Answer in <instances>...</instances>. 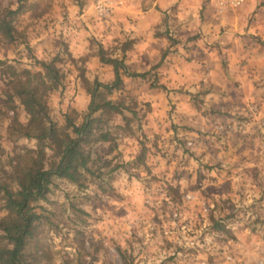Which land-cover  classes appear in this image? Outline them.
<instances>
[{
    "label": "rangeland",
    "instance_id": "1",
    "mask_svg": "<svg viewBox=\"0 0 264 264\" xmlns=\"http://www.w3.org/2000/svg\"><path fill=\"white\" fill-rule=\"evenodd\" d=\"M126 1L0 0L15 33H0V59L13 66L0 65L1 182L37 148L23 135L30 116L13 80L44 81L38 74L52 64L60 84L45 98L60 126L68 115L81 124L92 100L119 107L92 115L84 185L55 178L33 203L44 217L35 244L50 256L42 264H264V0L223 13L201 0L224 17L260 3L243 21L217 23L216 39L199 32L180 42L173 35L192 21L177 7L157 23L145 13L159 10L154 0ZM149 31L167 40L154 56L140 53ZM102 52L145 76L99 86L115 79ZM3 206L0 195V219Z\"/></svg>",
    "mask_w": 264,
    "mask_h": 264
},
{
    "label": "trees",
    "instance_id": "2",
    "mask_svg": "<svg viewBox=\"0 0 264 264\" xmlns=\"http://www.w3.org/2000/svg\"><path fill=\"white\" fill-rule=\"evenodd\" d=\"M10 10L9 15L18 13ZM0 33L6 39L14 40L15 33L11 21L0 19ZM102 61L114 67L115 79L111 84H99L109 90L119 89L123 76L144 77L143 73L129 72L124 59L108 58L102 52ZM0 65L6 67L5 72H13V66L0 59ZM45 75H38L44 81L32 84L30 79L12 81L15 94L30 116L23 135L37 140V148L29 150L12 173L11 180L0 181V195L4 201L6 215L0 219V232L3 244L0 245V264H42L50 259L49 252L35 244L38 241V230L43 224V215L33 204L45 200L55 178H62L83 186L91 172V154L87 145L92 141L95 118L93 114L103 108L108 111L118 110L112 101L95 105L93 100L90 111L81 124L76 123L69 115L66 123L60 126L49 115L46 103V92L59 86V72L52 64H45ZM29 75V71L25 70ZM11 82V81H10ZM108 140V134L103 135ZM52 151L53 160L46 167L47 150ZM82 210L75 208V212ZM35 244V245H34ZM37 245V246H36ZM35 246V247H34ZM35 248L34 251L32 250ZM42 252V253H40Z\"/></svg>",
    "mask_w": 264,
    "mask_h": 264
},
{
    "label": "crops",
    "instance_id": "3",
    "mask_svg": "<svg viewBox=\"0 0 264 264\" xmlns=\"http://www.w3.org/2000/svg\"><path fill=\"white\" fill-rule=\"evenodd\" d=\"M252 1V0H251ZM247 2L246 6L243 7V9L239 11H235L230 13L228 16H218L217 13L214 11V8L212 5H208L203 7L201 0H154V6H158V9H155L151 6L147 7V11L145 12L147 16H156L157 23L162 22V18L164 15V12H171L174 7L178 8L177 15L184 19L185 17L190 18L192 21L190 23V28H187L186 31H181L178 34L173 35V39H176L177 42L182 41L184 38L188 37L190 35H195L196 33H204L206 37L210 39H216V30H217V23L224 24V20L229 23L235 20V18H238V20L243 21L244 17L247 15L249 8H253L254 6L258 5L260 2ZM129 2H134L133 0H127L125 3V6L127 7L129 5ZM209 2V0H206V4ZM129 8L126 9L125 16L129 13ZM132 9V8H131ZM201 9L203 11L204 19L202 22L200 21V13ZM133 10V9H132ZM184 21V20H183ZM193 23H195L193 26H191ZM172 35V34H171ZM224 36H222V40ZM167 42L166 36H154L152 31H149L142 41V44L140 46V53L154 56L159 54L161 51H164L165 43ZM179 44V43H178ZM171 49L173 50V46H171ZM214 49V48H213ZM210 53H212V50H210Z\"/></svg>",
    "mask_w": 264,
    "mask_h": 264
},
{
    "label": "built area",
    "instance_id": "4",
    "mask_svg": "<svg viewBox=\"0 0 264 264\" xmlns=\"http://www.w3.org/2000/svg\"><path fill=\"white\" fill-rule=\"evenodd\" d=\"M246 0H209L212 2L219 13L240 7ZM97 8L102 15H107L110 10V6L105 2L99 1Z\"/></svg>",
    "mask_w": 264,
    "mask_h": 264
}]
</instances>
